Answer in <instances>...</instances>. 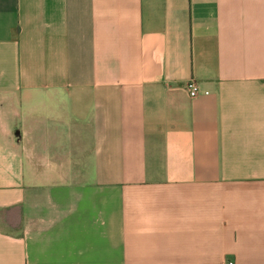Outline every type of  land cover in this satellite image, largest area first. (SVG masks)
<instances>
[{
  "label": "crops",
  "instance_id": "1",
  "mask_svg": "<svg viewBox=\"0 0 264 264\" xmlns=\"http://www.w3.org/2000/svg\"><path fill=\"white\" fill-rule=\"evenodd\" d=\"M228 261L264 264V0H0V264Z\"/></svg>",
  "mask_w": 264,
  "mask_h": 264
},
{
  "label": "built area",
  "instance_id": "2",
  "mask_svg": "<svg viewBox=\"0 0 264 264\" xmlns=\"http://www.w3.org/2000/svg\"><path fill=\"white\" fill-rule=\"evenodd\" d=\"M185 89L191 97H197L200 94H208V91H203L200 89L199 85L195 80H190L185 84ZM227 264H233V262L228 261Z\"/></svg>",
  "mask_w": 264,
  "mask_h": 264
}]
</instances>
